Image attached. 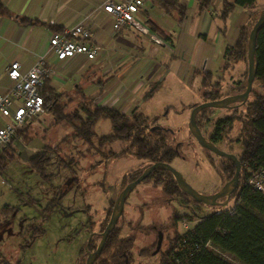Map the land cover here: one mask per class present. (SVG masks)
Returning a JSON list of instances; mask_svg holds the SVG:
<instances>
[{
    "label": "rangeland",
    "instance_id": "rangeland-1",
    "mask_svg": "<svg viewBox=\"0 0 264 264\" xmlns=\"http://www.w3.org/2000/svg\"><path fill=\"white\" fill-rule=\"evenodd\" d=\"M186 1L185 17L176 11L168 14L159 7L153 8L148 2L149 8L152 7L149 9L151 17L171 35L176 50L168 51L159 43L160 52L154 56L148 54L161 65L159 72L156 71L158 76L154 78V86L162 79L161 76L164 75V79L153 96L140 103V108L150 119L157 116L156 126L166 130L168 142L180 147L181 154L173 159L172 166L196 190L214 193L228 180L224 160L200 146L188 126L192 106L205 101L204 76L210 71L216 74V68L221 65L216 66L211 60L213 44L203 35L211 31L212 36L219 28L223 39L228 43L235 42L245 18L247 28L251 30L264 8V0H258L253 8L242 11L236 6L226 21L221 17L222 0L203 9L197 2ZM213 11L218 14L212 15ZM137 20L147 27L138 15ZM125 32L126 38L136 44H149L150 39L141 30L131 28ZM60 75L58 70L47 80L52 81ZM247 75L246 58L232 62L228 67L225 63L213 76L212 83L219 86L224 97L244 91ZM85 90L93 96L99 93L94 84H88ZM254 92H262L257 81H254L246 102L253 98ZM62 93L61 102L67 103L68 111L73 110L81 96L75 95L74 91ZM237 109L208 108L205 117L201 118L205 135L213 132L220 118L234 113L244 117L246 103ZM240 127L241 122L236 121L226 138L217 143L218 146L228 152L241 153L238 142ZM72 131L69 124L56 123L55 115L46 108L29 122L25 131H18L17 137L7 145L8 153H0L4 155L0 161L5 159L0 166V215L4 214L6 205L15 207L9 216H0V261L6 258L11 263L21 259L23 264H79L92 233L98 245L99 233L107 225L113 209L111 201H115L132 177L150 164L133 155L128 149L129 142L98 145L99 136L112 133L108 118L97 122L94 145L73 138ZM46 145L51 148V162L47 167L49 177L42 176L30 161V157ZM112 152L117 155H112ZM261 180L257 174L252 178L253 183ZM213 210V206L198 207L199 214ZM187 216H193L190 209L180 206L175 196L166 193L163 186L155 185L152 179L139 183L128 196L119 221L123 235L134 234L137 237L132 248V264H157L159 255L152 254V251L156 247L158 231L164 233L161 249L166 251L171 246L170 240L176 228L179 233H184L199 222V218L188 220ZM144 247H148V252L142 253ZM226 257L238 264L233 255ZM86 258L87 253L82 257V264L86 263Z\"/></svg>",
    "mask_w": 264,
    "mask_h": 264
},
{
    "label": "trees",
    "instance_id": "trees-1",
    "mask_svg": "<svg viewBox=\"0 0 264 264\" xmlns=\"http://www.w3.org/2000/svg\"><path fill=\"white\" fill-rule=\"evenodd\" d=\"M149 1L157 3L168 14H172L174 11L178 12L181 17L186 14L187 7L181 0ZM197 1L200 8L203 9L214 0ZM222 1L221 17L224 21L236 6L253 8L258 2V0ZM0 11H4L1 1ZM245 19L239 27L235 42L225 48L226 67L232 62L247 58L248 39L251 30L247 28ZM150 27L151 30L157 32L154 26ZM157 33L162 38L170 39L169 35ZM256 59L257 74L255 81L258 82L262 92H254L253 98L245 102L246 114L244 117L234 113L218 119L210 137L214 143L222 141L232 130L235 122H241L238 142L242 151L236 154L241 162L240 180L238 187L231 194L229 203L225 206H213V211L199 214L198 207L205 204L197 202L189 194L183 192L169 170L156 169L142 181L152 179L155 185L163 186L166 193L174 195L180 206L187 207L192 212L193 216H187L188 220L199 218V222L184 233H179L176 228L175 235L170 240L171 246L166 251H162V245L156 251L159 234L162 233L164 238L163 231H158L156 247L152 251V254L159 255L157 264H236L226 257L228 254L233 255L238 264H264V192L251 182L255 174L264 179V24L257 35ZM212 78V73L207 72L202 81L205 101L222 97L219 86L216 83L213 85ZM41 93L44 97V107L55 115V122L69 124L73 130L71 136L90 146L94 145V138L97 137L95 131L97 122L101 118H108L112 125V133L98 137L97 141L100 147L114 141L129 142L128 149L132 150L133 155L149 161L150 164L156 161L172 163L173 159L181 154L179 146L168 142L166 130L155 127L158 117L150 119L138 107L133 108L129 113L122 112L114 106L94 103L96 96L89 97L88 100V96L81 91V100L78 105L73 110L68 111L67 103L61 102L63 93L57 91L51 85L50 80L46 81ZM70 99L73 100L72 97ZM207 110L208 108L201 110L197 116L201 129H203L201 118L205 117ZM28 127L29 124L19 129V133ZM7 147L2 148L0 153H8ZM50 154L51 148L46 145L30 157L32 166L44 177H49L47 167L51 162ZM112 155L116 156L117 154L112 152ZM2 157L4 158L3 154L0 155V158ZM222 159L224 160V171L229 180L235 172L236 165L229 158L222 157ZM4 163L5 159L3 162L0 161V166ZM141 173L142 171L137 173L130 181L137 178ZM111 202L114 203L115 201L112 200ZM218 210L220 211L218 212ZM13 211H15V207L6 205L3 215L7 217ZM3 215L0 216L3 217ZM120 218L108 235L102 253L94 264H132V248L137 237L134 234L123 235L122 227L119 225ZM99 234L101 236V232ZM87 246L89 250L96 249L97 242L94 233ZM145 252H148V247L142 248V253ZM86 253L85 248L79 264H82V257ZM0 263L23 264L21 259L11 263L6 258L2 259Z\"/></svg>",
    "mask_w": 264,
    "mask_h": 264
},
{
    "label": "crops",
    "instance_id": "crops-1",
    "mask_svg": "<svg viewBox=\"0 0 264 264\" xmlns=\"http://www.w3.org/2000/svg\"><path fill=\"white\" fill-rule=\"evenodd\" d=\"M0 1L4 10L0 11V93L6 92L13 84L7 73V66L11 62H20L21 70L28 71L39 55L47 51L49 36L53 30L76 24L98 10L103 2V0ZM192 1L198 3L197 0H190ZM216 1L218 0L213 2ZM148 2L151 1L146 2L142 12L138 13V18L147 25L148 32L145 33V37L150 39L149 44H136L135 41L127 39L125 31L131 29L130 27L123 28L119 33L115 32L108 14L101 10L95 17L96 28L93 35V41L100 46L97 56L88 60L86 56L78 54L66 61L58 60L55 55L49 56V62L61 74L52 79L51 85L59 92L74 91L75 95H80L82 91L87 96H96V104L114 106L122 112L129 113L135 107L141 110L140 103L145 98H151L164 79V75L161 76L162 79L154 86L156 81L154 78L158 76L156 71L161 65L148 54L154 56L159 53L161 49L159 43L168 51L176 50L171 35L151 17L149 9L159 6L157 3H151L152 7L149 8ZM181 2L188 4L186 0ZM239 8L241 11L245 10L244 7ZM211 13L218 14L216 11ZM150 26H154L157 32L169 35L170 39L162 38L156 31L151 30ZM203 37L213 44L211 60L216 66L221 63L216 68V74L210 71L214 76L226 63L225 48L232 42L228 43L222 38L219 28L215 29L212 36L211 31H207ZM220 38L223 39L221 42ZM88 84L98 87L99 93L94 96L88 94L85 90ZM6 120L0 114V125ZM17 139L20 140V137Z\"/></svg>",
    "mask_w": 264,
    "mask_h": 264
},
{
    "label": "built area",
    "instance_id": "built-area-1",
    "mask_svg": "<svg viewBox=\"0 0 264 264\" xmlns=\"http://www.w3.org/2000/svg\"><path fill=\"white\" fill-rule=\"evenodd\" d=\"M147 1L103 0L98 10L76 24L53 30L49 36L47 51L39 55L28 71L23 72L18 61L11 62L7 66L8 76L13 84L6 92L0 93V114L7 119L3 125H0V150L17 137L19 129L45 111L41 89L47 79L52 78L57 71L49 62V56L55 55L58 60L66 61L82 54L88 60L94 59L100 50V46L93 41L95 17L101 10L108 14L115 32L130 27L139 29L145 34L148 28L139 23L137 15L142 12ZM253 184L264 192L263 178Z\"/></svg>",
    "mask_w": 264,
    "mask_h": 264
},
{
    "label": "water",
    "instance_id": "water-1",
    "mask_svg": "<svg viewBox=\"0 0 264 264\" xmlns=\"http://www.w3.org/2000/svg\"><path fill=\"white\" fill-rule=\"evenodd\" d=\"M264 24V8L260 11V14L255 21L248 39V52H247V59H248V75H247V85L244 91L226 95L222 98L207 100L200 102L192 107L190 119H189V130L192 136L196 139V141L204 148L214 152L215 154L226 157L231 159L235 165L236 169L233 176L227 180L223 186L214 193H203L196 190L182 175L180 171L172 166V163L169 162H162L156 161L149 164L142 173L135 178L134 180L128 182L123 189L119 192L117 198L115 199L114 206L108 220L107 225L105 226L104 230L101 232V239L96 247L95 250L87 249V258L86 264H94L98 257L101 255L104 245L106 243L107 237L110 232L114 229L117 225L119 218L121 217L125 202L130 195V193L134 190V188L145 180L154 170L156 169H165L169 170L173 175L177 182L179 188L189 194L193 199L197 202L203 203L209 206H225L229 203L231 194L236 190L239 184V174L241 170V162L238 159V156L235 153L225 151L221 149L216 143L209 140L203 133L202 129L200 128L197 120L198 113L205 109V108H230L233 104L240 105L245 103L249 95L253 89V84L257 74V59H256V43H257V35L259 29ZM158 127L159 126H155ZM225 198L223 201L219 199ZM90 240V239H89ZM163 241V234H159L158 245L156 251H158L162 245Z\"/></svg>",
    "mask_w": 264,
    "mask_h": 264
},
{
    "label": "flooded vegetation",
    "instance_id": "flooded-vegetation-1",
    "mask_svg": "<svg viewBox=\"0 0 264 264\" xmlns=\"http://www.w3.org/2000/svg\"><path fill=\"white\" fill-rule=\"evenodd\" d=\"M239 93V92H238ZM236 94V93H235ZM230 95V94H229ZM222 98V97H221ZM241 105V104H240ZM237 107H239V105L237 106V105H235V104H233L232 105V107H230V108H233V109H236ZM203 131V130H202ZM203 133H204V131H203ZM204 135H205V133H204ZM209 140H211L210 139V137H211V134L209 135V136H207V135H205ZM212 141V140H211ZM213 142V141H212ZM220 142V141H219ZM219 142H217V143H219ZM216 143V144H217ZM199 144V143H198ZM200 145V144H199ZM218 145V144H217ZM201 146V145H200ZM130 182V181H129ZM128 199V198H127ZM225 198H221V199H219L220 201H223ZM92 235H93V233L91 234V236H90V239L92 238ZM90 241V240H89ZM89 241L87 242V245H88V243H89ZM86 245V246H87Z\"/></svg>",
    "mask_w": 264,
    "mask_h": 264
}]
</instances>
